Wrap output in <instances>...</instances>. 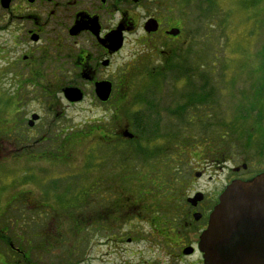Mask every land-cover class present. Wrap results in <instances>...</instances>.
Segmentation results:
<instances>
[{
    "label": "flooded vegetation",
    "instance_id": "flooded-vegetation-1",
    "mask_svg": "<svg viewBox=\"0 0 264 264\" xmlns=\"http://www.w3.org/2000/svg\"><path fill=\"white\" fill-rule=\"evenodd\" d=\"M177 3L179 8L173 5ZM188 3L190 0H0V164L12 165L7 168L10 175L22 173L20 191L10 187L0 192V262L13 264L7 260L11 252L15 264H42L59 249L67 229L77 234V240L69 246L65 264L89 261L93 242L83 237L87 226L95 224L96 230H106V224L84 211L93 209L94 198L103 191L72 190L78 180L70 173L75 170L70 164L78 153L84 152L87 159L89 146L98 148L105 142L108 146V141L102 142L105 135L101 132L117 149L130 146L134 138L122 136L126 129L133 133L129 125L120 124L124 113L170 118L168 109L176 107L179 99L175 96L166 99L159 95L161 104L148 111L134 104L139 93L150 91L148 87L177 83L172 78L173 65L187 67L190 49L198 55L203 48V37L195 41L196 35L188 30ZM211 3L214 11L216 6L209 0L208 5ZM100 86L110 87L107 101L98 96ZM68 89L78 90L83 99L69 101ZM255 100L254 104L264 102L263 97ZM85 102L90 109L94 107L100 124L86 132L79 130L81 125L73 126L67 114L68 109ZM214 104L208 106V112L211 106L215 109ZM260 114L261 109L257 116ZM106 119H111L107 123L112 132L102 126ZM84 137L91 142L86 147L80 143ZM160 140L165 139L159 138L149 147ZM185 144L182 138L162 149L177 150L174 162L179 166ZM206 154L198 157L201 167L194 170L193 178L182 180L183 198L182 191H169L165 196L166 203L174 206L171 216L152 215L136 224L147 232L141 238H128L127 246L143 247L129 248L130 258L120 256V264H205L200 237L221 195L234 181H248L264 173L247 172V165L246 169L244 165L228 169L227 158L222 160L216 147ZM47 163L50 166L45 170ZM50 167L56 170L50 172ZM225 171L228 174L221 188L220 175ZM205 178L211 189L197 187ZM133 203L122 200L120 214L131 210ZM156 203L150 209L165 210V201ZM8 215L19 216L14 219L19 228H13V218L6 221ZM124 240L120 239V252L127 251ZM57 260L60 263V257Z\"/></svg>",
    "mask_w": 264,
    "mask_h": 264
},
{
    "label": "rangeland",
    "instance_id": "rangeland-1",
    "mask_svg": "<svg viewBox=\"0 0 264 264\" xmlns=\"http://www.w3.org/2000/svg\"><path fill=\"white\" fill-rule=\"evenodd\" d=\"M208 1L190 0V3H188V30L197 36L196 39L203 37V48L197 51L198 56L200 57L201 65H207L204 69L208 72L209 78L217 92V102L214 104L217 112H214L215 109L213 110L216 120L212 119L208 122L206 120V124L212 126L216 121L217 123L222 121L230 123L237 116L241 117L248 110L254 109L256 111L247 114L250 118L246 121L238 119V126H244L243 131L246 133L251 132L252 134L248 137L246 134L245 137L242 136L232 141L227 139L222 141L217 137L219 129L221 132L220 126L217 128L213 126V128L211 127L212 129H209L210 131L203 134L201 132L204 129L202 127L203 124H200L202 122L197 123L195 120L196 123H194L192 121L190 125H184L181 136L178 137L180 141L184 138L186 150L185 154L178 159L181 164L177 166L175 165L176 162H174L177 150L173 148L164 149L163 155L160 156L158 154L157 158L151 160L144 157V160L128 161L124 159V155H120V163H118L115 160L117 152L114 148L116 147H113L112 141L106 138L107 134L101 132L102 135H105V139L102 142L108 141L109 146L106 145V142L98 148L97 145L89 146L91 152L89 151L90 156L87 159L84 152L78 153L76 161L70 164V167L75 169L71 170L70 173L74 174L73 176H77L75 174H84L82 172L86 162H84V159L89 164L91 163V167L93 165L96 166V162L100 163L101 160L103 161L99 164L96 172L92 170V172L83 176L89 181V185L93 184L94 187L95 180L99 181L98 177L103 179V190H101L103 195L98 194L93 200V209H87L84 213H90L95 220L102 221L104 225L106 224V230H96L95 224L87 226L86 235L83 237L91 239L93 246L89 254V261L86 264H120V256H123V260L130 258L129 248H142L141 244L127 246L126 240L128 238H141V235L147 232L143 229H138L136 224L142 223L146 217L156 215V211L152 210L153 208L150 206L153 205V202L161 203L165 201V210L161 209L162 211L160 210L157 213L161 215L160 217L171 216L169 213L174 212V206L166 203L165 196L168 197L169 191H182L181 198H183L182 180L184 178L192 179L195 174L194 170L200 169L201 166H198V161L201 158L198 157L202 154L207 155L206 151L211 149L213 138L217 139L215 147L218 152L220 150H228V153L223 151L225 152L224 155L227 156L228 169L231 170L247 165V172H264V102L254 104L255 99L258 97H263L264 100V0H212L214 7L216 6L214 11L210 9ZM173 5L175 8H179V3ZM177 16L180 17L181 15ZM194 52L196 53V50ZM195 55L193 53L189 54V63L192 66H195L193 61ZM126 56L124 54L123 60L125 61L127 60ZM147 67L149 68L147 65L142 72L146 71ZM139 80H143V76H140ZM180 89H183V86H178V90ZM168 92L169 88L162 87L160 96L166 98L170 96ZM250 100L254 101L246 104V101ZM162 106H166V103H162ZM242 107L244 110H241ZM259 109H261L260 116L263 122L260 125L255 123L253 127ZM93 111L94 107L90 109L85 102L68 109L67 114L73 119L75 123L73 126L81 125L79 130L86 132L91 127L95 129L100 125L96 122L99 119L95 117L96 112ZM127 117L128 113H124L121 119L123 124H127ZM175 120L164 115L162 123L165 127L173 126L177 125ZM108 121H111V119L103 120L104 124L102 126L109 127V131L112 132V127L107 123ZM117 121L119 122V120ZM113 124L112 126L116 125L115 123ZM88 135H91V132ZM89 139L86 137L83 142H80L81 145L86 147L87 144L91 143ZM166 143L165 140H160L155 145H152L151 148L162 149ZM188 144L193 147H189ZM205 145H208V147H205ZM121 148L123 150V147ZM129 148L131 149V146ZM151 148L152 152L156 151ZM97 149L99 158L96 156ZM146 154L149 155L148 153ZM47 165L50 166L48 163L43 166L45 170L49 169ZM57 166L59 167V165ZM9 167H12V165L0 164V192L10 187H15L18 191L21 190L22 178L20 175L22 173L16 172L10 175L11 173H7V168ZM50 169H52L50 172L56 170L52 167ZM226 173L227 171L222 172L220 175L221 188H223L224 180L227 176ZM120 178L130 181L132 184L124 183L120 181ZM76 180H78V177ZM203 180L197 187L211 189L212 184H206L205 180L207 178ZM165 182H167L169 187L164 184ZM142 187L145 189L136 192ZM118 191L120 195L117 193ZM119 197V203L122 200L124 202L128 200L134 202L132 209L128 212H121V214L120 210H114L116 200ZM138 200L140 205L137 206L136 202ZM146 206L150 207L147 209ZM120 216L122 217L121 219ZM10 218L14 220L18 219L19 216L8 215L6 221ZM14 223L13 228H19L20 224L17 220H14ZM120 223L122 224L121 227ZM9 225L10 229H12V224L9 223ZM11 236L17 245L16 237L14 234ZM120 239H125L124 247L127 250L126 252H120V248L123 247H120ZM75 240H77V234L67 229L59 249L54 251V255L50 253L46 256L41 263L65 264L64 259L68 248ZM11 255L12 253L10 252L7 260L9 263L15 264ZM58 257H60V263H58ZM0 260L2 259L0 258ZM0 264L3 263L0 262ZM156 264L162 263L157 262Z\"/></svg>",
    "mask_w": 264,
    "mask_h": 264
},
{
    "label": "trees",
    "instance_id": "trees-1",
    "mask_svg": "<svg viewBox=\"0 0 264 264\" xmlns=\"http://www.w3.org/2000/svg\"><path fill=\"white\" fill-rule=\"evenodd\" d=\"M210 9H212V3L209 4ZM197 36L194 37V40L196 41ZM193 53L196 54L193 58L195 66H192L189 63L188 59V65L187 67H181L178 65H173L172 67V78L177 80V83L171 85L169 88V95L170 96H175L176 98H179L176 103V107H172L168 109L169 114L176 115L177 118H174L172 115L170 116L171 119H177L179 120V124L173 125V126H164L162 123V116H153L152 114L145 113L144 115H139L135 113H131L127 117V124L129 125L130 130L134 134V139L132 142L129 141L131 144V149L129 146H124L123 150L121 148H114L117 152L116 155V162L120 163V155H124V159H127L128 161H138L139 159L144 160L148 159L151 160L153 158H157L159 155H163L164 149H158L156 151H151L149 148V145H151L154 141L158 140L159 138L165 139V141L168 143H173L176 141L180 142V139L178 137L181 136L182 130L185 127L184 125H190L191 122L193 121L194 123H199L203 124L202 127L204 128L201 130V132L206 133L207 131H210L209 129H212L213 126H218L221 127V132L219 129V133L217 137L220 138V140H228L232 141L234 139L241 138L242 136L247 137L250 136L252 133L248 132L246 133L243 131L244 126H238V119H242L243 121H246L248 119V114H244L243 116H237L234 118V120L230 123H226L224 121L220 123H216L212 126L210 124H206L207 122L214 119L216 120V116L213 114L212 106L210 109V114H208V106L213 104L214 102H217V92L216 88L214 87L213 83L211 82L209 78V74L207 71H205L204 65H201L200 57L195 53L192 49H190L189 54ZM193 64V63H192ZM200 67V68H199ZM201 69V70H200ZM207 72V73H206ZM183 83V89L178 90V85L180 82ZM147 89H150V92L145 91L144 94H138L136 97V102L134 106L140 107L142 111H148L153 110L154 105H160L161 103L159 102V95L161 91V87H156V86H151L148 87ZM155 89V92L153 91ZM263 89V88H261ZM264 90V89H263ZM140 97V98H139ZM258 101V100H256ZM136 103H139L136 105ZM140 110V111H141ZM241 110H244L243 107ZM196 120V122H195ZM262 117L257 116L255 119L254 124H261ZM120 124H122V120L120 119ZM125 125V124H122ZM212 127V128H211ZM253 130V129H252ZM216 132V131H215ZM217 139L213 138L211 142V148L215 147V141ZM128 143H126L127 145ZM172 146V144H170ZM109 146V144H108ZM189 147H193L191 144H188ZM205 147H208V145ZM165 148V147H164ZM98 149L96 150V156L99 158L98 154ZM226 153H228V150H223ZM220 150L219 154L223 159L227 158V156L224 155L225 152ZM148 153L149 155H147ZM223 153V154H222ZM159 154V155H158ZM141 157V158H140ZM96 158V157H95ZM124 161V160H123ZM103 161L101 160L100 163ZM96 162V166L93 165L91 167V163L85 164L84 165V170L82 171L84 174H76L78 177V182H77V187L73 188L72 190H82L83 192L85 191H95L97 190L98 192L103 190V179L101 177H98V180H95V187L98 184L99 187L95 189L93 184L89 185V181L86 179V177H83L84 175H87L89 172L97 171V168L99 167V164ZM120 168V167H119ZM118 177V174H117ZM127 177V176H126ZM120 181L122 182H127L131 183L130 181L124 180L120 178ZM99 182V183H98ZM142 182V181H141ZM85 183V184H84ZM132 184V183H131ZM136 184V183H134ZM166 186L169 187L167 182L164 183ZM95 189V190H94ZM145 189L142 187L139 190H136V192H139L140 190ZM116 192V191H115ZM119 194V191L117 192ZM120 195V194H119ZM120 197L116 200L114 210H120ZM117 213V212H116ZM118 214V213H117ZM156 216L160 218L159 214L156 212ZM158 218V219H159ZM115 241V240H114Z\"/></svg>",
    "mask_w": 264,
    "mask_h": 264
},
{
    "label": "water",
    "instance_id": "water-1",
    "mask_svg": "<svg viewBox=\"0 0 264 264\" xmlns=\"http://www.w3.org/2000/svg\"><path fill=\"white\" fill-rule=\"evenodd\" d=\"M97 93L107 101L110 87L100 86ZM66 97L71 102L83 99L76 89H68ZM122 136L134 138L128 129ZM200 249L205 264H264V173L226 188L200 237Z\"/></svg>",
    "mask_w": 264,
    "mask_h": 264
}]
</instances>
